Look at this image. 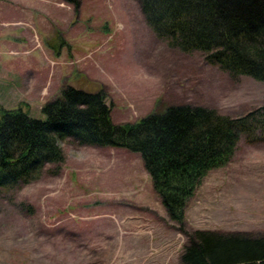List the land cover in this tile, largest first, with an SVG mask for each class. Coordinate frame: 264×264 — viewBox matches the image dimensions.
<instances>
[{"label":"rangeland","instance_id":"374dc122","mask_svg":"<svg viewBox=\"0 0 264 264\" xmlns=\"http://www.w3.org/2000/svg\"><path fill=\"white\" fill-rule=\"evenodd\" d=\"M78 1L0 0V107L43 119V105L68 84L103 89L116 123L171 104L232 117L264 105V82L170 46L138 0ZM61 145L64 161L31 183L0 190V264H68L46 250L54 242L43 232L55 225L56 238H67L61 226L76 221L105 235L93 239L99 244L84 251L83 264H142L157 252L165 264H179L188 235L169 219L141 155L73 138ZM186 216L188 231L264 233V142L243 137L232 160L204 178ZM114 223L119 235L107 238ZM156 230L168 233L162 244Z\"/></svg>","mask_w":264,"mask_h":264},{"label":"trees","instance_id":"16d2710c","mask_svg":"<svg viewBox=\"0 0 264 264\" xmlns=\"http://www.w3.org/2000/svg\"><path fill=\"white\" fill-rule=\"evenodd\" d=\"M138 1L170 46L201 52L234 77L264 82V0ZM106 99L103 89L68 84L43 105V119L21 107H0V190L31 183L48 164L64 161L67 138L125 148L141 155L169 219L188 235L179 264H264V233L188 231L186 216L204 178L232 160L243 137L264 142V105L232 117L203 105L171 104L136 122L116 123Z\"/></svg>","mask_w":264,"mask_h":264},{"label":"crops","instance_id":"0c3cea01","mask_svg":"<svg viewBox=\"0 0 264 264\" xmlns=\"http://www.w3.org/2000/svg\"><path fill=\"white\" fill-rule=\"evenodd\" d=\"M60 210H62V209H60ZM53 215H55V213L51 214V216H53ZM83 222L81 221V223H79L78 221H76L75 227L61 226L62 227L61 230L64 231L63 233H65V235H68V237L65 238L63 235L60 234L61 239L56 238V232H58L60 227L55 228V225H49V227H47V229L43 232V234H45V235L48 234L49 235L47 237V238H49L48 240H52V242H54V243H49L53 246V248L50 249V248L46 247L47 248L46 250L48 252H51V253L53 251L55 252V250H56V252H59L58 253L59 256L62 259H65V261L68 262V264H83V260H84V257L86 255L84 253V251H86L90 248H93V244H91V243L99 244L97 242L98 240L96 242H93L94 241L93 239L99 238L98 234H103V232H100L99 227H96L97 230L90 229L88 226H85ZM111 227H112V230L107 231V232L111 231L110 235H108L107 238H110L111 236L113 237L114 234H117L118 229H117L116 223L111 224ZM157 233H158L157 234L158 236L155 238V242H157V239L162 238V241L160 239V244H162V242H164V240H165V236H168V233L167 234L165 233L166 235L164 234L163 231H161L160 233H159V231H157ZM117 235H119V234H117ZM103 236L105 237L104 234H103ZM38 239H40V238H38ZM35 240H36V238H35ZM58 241L64 242V244L55 245L58 243ZM127 242H128V245L130 248L137 249L138 246L137 245L133 246L132 240H128ZM131 242H132V244H131ZM48 249H50V250H48ZM158 255H159L158 252L155 253L151 259L144 261V263H142V264H165L164 263L165 261L163 259H161V257H159Z\"/></svg>","mask_w":264,"mask_h":264}]
</instances>
